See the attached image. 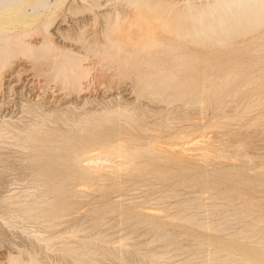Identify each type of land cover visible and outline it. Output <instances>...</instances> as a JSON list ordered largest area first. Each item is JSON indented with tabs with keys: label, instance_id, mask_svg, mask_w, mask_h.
<instances>
[{
	"label": "rangeland",
	"instance_id": "1",
	"mask_svg": "<svg viewBox=\"0 0 264 264\" xmlns=\"http://www.w3.org/2000/svg\"><path fill=\"white\" fill-rule=\"evenodd\" d=\"M168 1H171V0H168ZM176 1L184 2V0H176ZM66 4L69 5L67 6V9L59 11L57 14V17L53 21V24L50 28L51 37L53 38V41L56 45L60 47L71 48L76 51H82L83 54H85V52L83 51L85 48H83L82 45L78 43L76 40L80 30L84 29L85 35L88 36L91 40H94L96 37L101 36L102 21L100 19L92 18V16L89 15V13L82 11L81 0H66ZM70 6H71V9L69 8ZM262 32H263V29L259 30L258 32H255L254 35L258 36ZM42 36H43V33H35L31 35L29 39L37 42L42 39ZM249 37L250 35L246 36L245 37L246 40H244L245 38L243 37H240L239 39H237V41L233 45L232 51L229 49H225L223 47H205V48L203 47L201 49V48L192 46L190 51L192 52L195 51L197 54L198 53L201 54V57H203V59L209 60L205 63V66H204L207 68L202 67V74L198 75L199 78L196 84L195 83L193 84L192 89L188 88L187 85L184 84L182 88L179 87L178 89H175V88L170 89L167 92L168 94L164 95V97H161L159 99L146 96L139 91L136 92L137 88L134 87L135 84L133 85V81H132L133 76H135L134 74L127 75L125 73H122L121 68H119L118 65H115V64L109 65L111 66V68L106 70V68H108L109 66L101 65V64L96 65L97 59L95 60V58L91 56L88 57L89 56L88 54H85L84 58L86 59L88 57L86 61L91 62V64L93 65V70L95 71V73L93 72L92 74L94 75L98 73V75L96 74L98 78L96 77V80L95 79L93 80V76H90L89 77L90 80H87L85 84L91 82L90 83V85L92 86L91 89L94 90L93 91L94 93L96 92L95 94H93V97H95V101L93 103L88 104L83 109L81 108L79 111L73 108L71 110L64 108L65 111H62L53 105L48 106L49 109L47 108L46 110H41L31 105H28L26 107L25 112H21L22 107H21L20 101L18 103H15V101L13 100V95L10 96L9 94L10 93L9 89L7 91L5 90L3 94H4L6 101L10 100L7 103V105H9V108L6 109L5 111L9 112V110H11L14 112L12 114L13 117L15 119L19 118V120H16L15 123L18 126H24V125L27 126L28 130H31V128L36 127L37 132L51 133L50 134L51 139L53 140V143L55 144H61L68 137H72V136H77V138H81L80 137L82 136L81 128L84 127L85 123L82 120L78 121L76 117L80 118V115H81L80 113H83L89 110L98 111V114L95 115L96 117L95 116L92 117L93 123H91L92 125L90 126H92V128L97 127L99 131H102L104 134V137H106L107 140L114 141V142H117V140L118 142L120 140L121 141L124 140L125 141V142L123 141L124 143H126V141L127 142L131 141L132 145L134 144V146L132 147L139 148V149L144 148L145 145H147L151 139H158L160 141L159 144L162 143L160 145H164V143L167 141L168 142H173V141L180 142V141H183L185 138L190 139V138H194L195 136L196 138H199L197 136L201 135L202 132L206 133V135L208 134L206 136V139L208 137H209L208 139H212L213 137V140H210L212 145L218 144L217 142H220L222 138H223L222 140L230 139L232 142L233 138L231 139L230 137H234V136L238 137L237 135L240 134L239 132L241 131L242 133L244 132V134L242 135L241 133L242 136L239 135L240 137L234 138L233 142L231 144L229 143L231 146L235 145L237 141L239 140L240 141L242 139L246 140L247 138L251 137L252 134L253 136L255 134L256 135L253 137L254 140L253 139L250 140L251 138L248 139L250 144L255 145V146L253 145L254 148L253 147L250 148L252 145L250 146L248 144V146L250 147L243 149L244 150L243 156L244 155L248 156L245 158L246 162L244 161L241 162L238 160L237 161L230 160V156L233 154L230 151L228 152L231 153V155L228 153H224L225 158L222 156L218 158L215 156H212L210 158H206L203 156H193L190 158L186 157L182 160L179 158L178 159L175 158V157H178L176 155L175 157L167 159V162L163 158L165 154L161 153L159 155L160 157H157L156 160H154V166H156L155 169L157 171L164 170L165 172L162 171V173H164L163 175H161L159 171H158L159 172L158 174L156 170H154V172H151L152 174L151 173H141L138 175L137 173L131 171V169H126L127 171L125 170V172L122 171L120 173H115L113 171L108 170L107 168L88 169L86 167H80V170L82 172H88V170L90 173L93 172L91 176L94 178L96 177L94 179L95 184L98 183L99 185L101 184L103 185V188L99 186L100 189L98 187V184L96 186H93L96 189L95 188L91 189V187L87 189L85 188L86 186L82 188L85 185L84 183L86 182L82 177H80L81 173H78L75 177H71L70 173H68V171H66L62 167L58 169H52L51 171H49L48 166H46V164L44 163L46 159L42 158L43 156L41 155V151H42L41 147H36L37 145H34L26 141V139H24L25 134L23 131H20L16 127H14V130H11L9 132H3L2 135L3 136L5 135L4 136L5 138L3 136L0 137V156H1L0 157V264H5L6 262L8 263L9 257L11 255H17L19 252H21L23 257H25L26 259L28 258L29 253H34L36 257L41 258L42 260H44V262L46 263L49 262L47 264H56V263L57 264H71L73 259L69 255L65 256L61 252H59L60 247H64L67 243L69 244L70 242H73L75 244L80 243V245L82 246V251H87L88 249H90L91 251L92 250L98 251V253L94 255L95 262L91 264H154L156 262H157L156 264H161V263L162 264H173V263L174 264H196V263H200L201 261L204 262L209 259H213L217 257L218 254H221L222 251H219V252H216L213 250L212 252L209 251L211 249L217 248L216 246L218 245L217 241L225 242L226 246L230 248L228 250L235 254H240L241 252H243L245 249H248V248L249 249L257 248V250H259L258 245H256L255 243L259 240L260 237L264 235V222L260 223L264 221L263 220L264 219V138H262L264 137V45H262V47L261 45H257V47L251 46V43L247 39ZM261 43L263 44V42ZM254 49L257 52L254 51ZM216 55L217 57H215ZM216 58L219 59L220 65L213 66L214 60ZM94 61L96 62V64ZM17 65H19V67H17ZM21 66L24 67L23 74H22V77L24 79L22 81V84L26 86V91L28 90L26 94L27 97H30L32 93L33 94L41 93L40 90H43L44 86L45 88L48 86L47 91L44 88V91L47 92V95H45L46 97L45 102L48 103V104L46 103L47 105H50L51 103H49V100H51L52 95L54 94L50 92V90L52 91L55 86V88H57V91H56L57 98L59 97L63 98V100L64 101L67 100V102L77 101L78 102L77 104H79L78 105L79 107H81L84 104V101L82 100L83 96L78 94L74 90L68 91L66 89L67 91L64 90L65 93L60 92L61 89H58V86H59V85L57 86L58 83L56 84L55 82H53V80H50L47 77L44 71L40 69L41 65H39V63H35L28 59H23L22 62L19 61L15 63V65L10 67L7 70V72L5 71L4 74H8L11 71L16 73L18 69H20ZM101 66H103V68L106 67L104 68L105 70H103ZM193 68L194 66L190 67V69H193ZM101 70L104 73L101 72ZM228 71H237V72L244 73V74H252L253 79H251L252 81L243 83L239 87L238 91H235L230 95H222L219 98V100L214 99V98L207 100L205 104H203L204 106L196 103L192 99L193 94L205 90L203 85L206 86L208 83L210 85L212 83H219V82L224 81L226 72ZM100 72L108 79H105V78H104L105 80L102 79L103 75L101 76ZM208 75H210L209 79L206 78V76ZM186 76H188V73L185 71V73L181 74L179 81H183L186 78ZM100 77H101V80L105 81L104 82L105 85L100 80ZM8 79H10L9 76L6 77L5 79V87L10 85V80ZM26 80L28 81V83ZM196 85L198 87H195ZM177 93H181V95H184V97H181V98L177 97L176 96ZM65 94L67 95V97L64 96ZM85 95H89V94H85ZM170 95H173V96H170ZM39 96H42V95H37V96L33 95L30 98L38 99ZM62 96H64L65 99ZM168 96L170 97L171 100L167 98ZM166 100H169V101H166ZM54 101L56 103H54ZM252 102H255V104L254 103L252 104ZM53 103L55 105H59V99L53 100ZM228 104L229 105L233 104L232 105L233 108L230 107ZM235 104H236V107H234ZM248 104L252 105L253 108L251 107L252 109H250V111L244 112L245 107ZM63 106L64 104L60 108H62ZM94 106L96 107V109ZM117 106L118 107L127 106L129 109H132V108L134 109L135 107V109L136 108L139 109L141 112L140 117H142V120H143L141 122V125L144 124L143 122L147 120L144 125H147L149 128L151 127L152 130L159 129L157 128L158 126H156L158 125V123L155 124L156 122H159V120L160 121L167 120V119L171 120V118L172 119L174 118V120H171L174 123L173 129L172 131H169V132L167 130L163 132L162 134H158V131H156L155 132L156 135H155L153 132L151 133L150 131L143 132L144 130L140 128L141 125L132 124L133 126L130 127L131 125L130 123H129L130 125H128V123L126 124V122H124L125 124L121 123L123 121L118 119L117 115L108 116L110 119L108 117L104 118L106 114L105 112L106 108L112 109ZM254 106H257V107H254ZM219 107L221 108L224 107L223 109H226L228 107V109H231V110L226 109V111L233 110V112H227L226 114L223 113V115L220 114L222 116H218V117L216 116L217 118L216 117L214 118V116L218 114L217 110ZM51 111H56L61 114L63 112V114L67 115L69 119L62 122L61 120L56 118V116L53 115V118L51 116H48L50 120L49 121L46 119L45 114L43 113H47ZM197 111H199V113ZM192 113H194L193 116H190L192 115ZM196 116H199V118L202 117V119L204 120H202L201 118H200L201 120H198L199 118ZM237 116H242L243 118L242 117L237 118ZM181 117L184 119H182ZM194 117H196L197 120H195ZM225 117L226 118L230 117V119L229 118L226 119ZM177 118L178 119L181 118V120H178ZM232 118H235V120ZM256 118L257 119L259 118V119L254 121ZM43 119L45 120L43 121ZM223 119L225 123H228V124L225 125ZM154 120L156 121L154 122ZM187 120H190V121L188 122ZM45 121L47 122L45 123ZM71 121L73 122L76 121L77 125L75 123L74 125L73 122ZM152 121L154 122L155 125L154 124L152 125L153 123ZM180 122H182V124H180ZM160 123H162V121L159 122V124ZM215 123L217 126L214 125ZM136 125L139 127H137ZM28 130H27V133L29 132ZM224 130H228V131H225L224 133L223 132ZM218 131L219 132L222 131L223 133L222 132L221 133L223 134V136ZM177 133H181V134L183 133L184 135L186 133V135L185 137H181L180 134L178 135ZM212 133L214 135H212ZM210 136L212 137L210 138ZM225 136H227V138H225ZM200 138H202V136H200ZM139 139L141 141H139ZM225 140H224V143L225 142L227 143V141ZM194 142L195 140L192 142V144H194ZM222 142L223 141H221V146L223 147V145H226V144H223ZM76 145L73 146L74 147L73 149H77L79 145L81 144L79 143L78 146ZM190 145H191V142H190ZM230 145L224 146L223 149L228 150V147H229V149L231 150L232 147L236 146L235 145L231 147ZM28 146L30 147L28 148ZM164 146L168 147L169 144L166 145L165 143ZM173 146L174 147L176 146V149L179 148L178 146L183 147L181 142ZM173 146L171 145V148ZM221 146L219 145V147ZM100 148H102V146H98V145L90 146L88 147L87 150L91 152L94 150L97 151ZM73 149L72 148L65 149L63 153L67 152L68 150H73ZM234 151L232 150V152ZM254 155H257V156L255 157ZM226 156L229 158H227ZM143 158H139V160L137 159L136 163L138 162V164L136 165H141V164L146 163L147 159H145V157ZM257 158H260V159H257ZM248 159L249 161L250 160L251 161L249 162ZM260 165L263 168L259 167ZM97 171L98 173L101 172V174L100 173L98 174ZM40 175L43 176L44 178L47 177L49 179H54V180H57L59 178H64V177H71L74 183L77 185L76 189L79 191L78 195L73 197L72 199L73 210L70 213L72 216H69V217L68 215L63 216V218H61L57 222L59 225H57L56 227L47 228L46 225L44 224L41 225L38 223L26 221L25 219H22L18 215V213H16V211L10 212L11 211L10 210L8 212L9 208L5 204V200L8 197L23 196V195L28 196L30 195V192L33 193L34 191H36L39 188V186L37 185V183L34 184V181H36V179ZM96 175L99 177H97ZM149 175H152V176H149ZM156 176H159V177H156ZM160 176H162L163 178H160ZM100 177H104V178H102L101 180ZM34 187L36 189L33 190L32 188ZM134 189L137 191H135ZM174 194H175V197L176 195L177 196L179 195L178 198L177 197L175 198L173 196L170 197L171 195H174ZM215 194H217V196L214 197L213 195ZM162 197H166L167 199L166 198L162 199ZM193 198L195 199L192 200ZM221 198L222 200L223 198L225 199L223 201L222 200L219 201V199ZM152 199L154 200L152 201ZM185 200L189 202H185ZM172 203L174 204L177 203L176 207L175 205L171 206L173 208L175 207V209L170 207ZM212 203L214 205L219 203L222 208L221 207L219 208V204H218V205H215V206H218V208L213 206L217 208L216 210H214L215 208L209 207V206H212L211 205ZM199 204L201 205L205 204V205L204 206L200 205V207H203V208L199 207L200 208L199 210L198 208ZM152 208H154L155 211L154 210L151 211ZM156 208H159V209L157 210ZM165 208L167 210L169 208V211H168L169 214H167V212L166 213L163 212ZM187 208L189 211L185 210ZM147 209H150V211L149 210L147 211ZM218 209H220V211H218ZM238 209L244 211L243 213L245 216H247V218H244V217H242L243 219L239 218L241 217V215L238 213L239 212ZM212 210L216 212L218 211L217 213H215L214 216L211 214L213 217L208 215V212L209 213L213 212ZM228 210L230 214L228 213ZM230 210H234L238 212H234V211L231 212ZM182 211H184L185 214L193 213L196 215L198 213H204V211H207L206 212L207 214H204L206 215L204 217L203 215L198 216L199 215L198 214L197 215L198 220L199 218L202 219L203 221L204 220L207 221L208 219L207 222L205 221L206 224L215 220L216 222H213L215 223V225L212 224L214 226H210V227L212 228L214 227L215 229V226L219 225L221 228L228 227V229L231 228V230L229 229L228 232L227 231L219 232V231H216L217 228L216 230H210L209 227L207 228L199 227V224H197V226L195 224L194 225L187 224V223L185 224V222L181 220H175V219L171 220L167 218V216L170 214H177ZM226 211H227V214L224 213ZM73 212H75V215L72 214ZM76 212L78 213L81 212V213L76 214ZM231 213L233 215L238 213L239 215L238 216L235 215L234 217ZM216 214L218 215L220 214V216ZM7 215L10 218L7 217ZM117 216H120V217L122 216V217L119 218ZM96 217L97 218L101 217V218L100 220L99 219L94 220L93 218L96 219ZM116 217L118 219H116ZM131 217H133V219L126 221L128 218H131ZM223 217H225V219L220 221V219H222ZM114 218L116 219L115 221H113ZM209 218L211 221L209 220ZM110 220L113 222H110ZM141 220H145V221H141ZM226 220L229 222L227 226L225 225V223H227L225 222ZM231 221H232V224L230 223ZM87 222H90V223H87ZM106 222H109V223L106 224ZM122 222L123 223L126 222L125 225ZM220 222L221 224L224 223L225 227H222L220 225ZM239 222H242V223L240 224ZM255 222L256 223L259 222V223L254 224ZM62 223L63 225H61ZM98 223H100L99 224L100 226L97 228L96 232L104 233V231H106L112 235H114L113 233H115V235L111 237L112 239L110 238V240L111 241L113 240L114 243H117V240L119 239L121 240L123 236L126 237V234L129 235V232L132 233L135 231L134 232L135 234L132 233L131 235L130 233L129 238L131 239L126 240V245L128 243L130 244V245L128 244L127 247L132 246L131 243L133 244V246L134 245L137 246V244H140V243L144 245V243H146L145 247L142 245V251H145L146 253H148L150 251L151 252L154 251V249L158 250V247H159V252L162 254L161 256L163 258L157 257L158 260L157 259H156L157 261L154 260L156 262L153 263L151 259H149L148 257L144 259L143 256L135 254L131 251H128L127 253V251L124 249L125 246L120 244L121 243L120 240L118 241L120 243H117L118 245L115 244L117 247L113 245L111 249H107L106 247H103L100 243H97V244L88 243L87 244L86 241L79 240L81 239V237H85L89 235L87 232H85V234L83 235L82 233L83 231L81 232L82 234H80L81 237H78V238L73 237L70 239H62V238L54 239V237L58 236L57 235L58 233L63 232L73 226H77L79 224H86V226L83 225V229L85 230V229H88V227L90 228L92 227V225H95ZM238 223L239 225H237ZM128 226H130L129 229L127 228ZM219 226H218V229L221 230ZM140 227H143V228L141 229ZM253 228L255 229V231ZM123 229L125 230L121 231ZM159 229L160 230L165 229V230L160 231ZM239 229L240 231L245 230L243 233H240V234H244L245 236H242L239 233H237L238 235L233 234L234 232H236V230L239 231ZM169 230H172L171 231L172 233L176 232L179 235H176L175 233L170 236L167 235L166 237V235L164 234H166L165 232ZM257 230L262 231V234L257 233L256 232ZM119 231L120 233H117ZM248 231H252L253 235H248L250 233ZM31 232H34V233H31ZM144 232H147L148 235L143 234V237H142L141 235ZM245 232H247L248 234ZM231 233L233 235H231ZM37 234L40 236L44 235L43 237H46V236L53 237L55 246L59 248L54 249V250H49L48 248H46L45 241L43 240L40 241L37 239V236H38ZM163 235L165 237H162ZM252 236L254 238L256 237L257 238L253 239L251 238ZM186 237H187V241H186ZM243 237L244 238L250 237L251 240H249L250 238L245 240ZM151 238H153L151 240L153 241V243H151L150 245ZM132 239H135V240H132ZM157 239H159V242ZM189 239H194V241L189 240ZM155 240L157 242H154ZM182 240L183 241L185 240V241L183 242ZM178 241H180V243H177ZM208 241L215 242L216 247H214V244H213L210 248ZM168 243L169 244L172 243V245H168L167 247L166 245ZM198 243L199 244L203 243V247H202V244L200 246ZM204 247L207 249H203ZM179 249H182V250H179ZM201 249L205 251L201 253ZM196 251L199 252L201 256L199 255L195 256L194 253ZM206 251H209L211 253L206 252ZM197 252H196V255L198 254ZM208 254H213V255L211 256ZM190 257L195 260H192ZM186 258L190 259L189 262L186 261L187 260ZM182 260H184V262Z\"/></svg>",
	"mask_w": 264,
	"mask_h": 264
},
{
	"label": "bare ground",
	"instance_id": "2",
	"mask_svg": "<svg viewBox=\"0 0 264 264\" xmlns=\"http://www.w3.org/2000/svg\"><path fill=\"white\" fill-rule=\"evenodd\" d=\"M81 5H82V11L89 13V15L92 16V18L100 19L102 21L101 36L96 37L94 40H91L88 36L85 35L84 29L80 30L76 40L78 43H80L82 45L83 48H85L83 50L85 52V54H88L89 55L88 57L91 56V57L95 58V60L97 59V61H96L97 64L94 61L96 65L101 64V65L109 66V65L115 64V65H118L119 68H121L122 73H125L127 75L128 74H134L135 76H133V79L135 81L133 79H132V81H133V85L135 84L134 87L137 88L136 92L139 91L142 94H144L146 96H150V97L155 98V99H159L161 97H164V95L168 94L167 92L172 88H175V89H178L179 87L182 88V86L184 84H186L188 88L192 89L193 84L194 83L196 84V82L199 78L198 75L202 74V67H204L205 63L209 60L203 59V57H201V54H199V53L197 54L195 51H193V52L190 51L192 46L197 47V48H201V49L203 47L204 48L205 47H223L225 49H229L232 51L233 45L237 41V39H239L240 37L245 38L248 35H250V37L247 39L251 43V46L257 47V45H261V47H262V45H264V0H184V2H180V1L178 2L176 0H171V1H168V0H81ZM67 6H69V5L66 4V0H0V137L3 136L2 135L3 132H9L11 130H14V127H16L20 131H23L25 134L24 139H26V141H28L34 145H37L36 147H41V150H42L41 155L43 156L42 158L46 159L44 163L46 164V166H48L49 171H51L52 169H58V168L62 167L66 171H68V173H70L71 177H75L78 173H81L80 177H82L86 182V183H84L85 185L82 183L84 185L82 188H84L86 186L85 188H87V189L90 187H91V189L95 188L93 186H96L98 183L97 184L94 183V179L96 177L94 178L91 176L93 174V172L90 173L89 170H88V172H82L80 170V167H86L88 169H92V168L105 169V168H107L108 170L113 171L115 173H120L122 171L125 172L126 169H131V171L137 173L138 175L141 173H151V172H154V170H156L155 169L156 166H154V160H156L157 157H160L159 155L161 153L165 154L163 156V158L165 159L166 162H167V159L175 157L176 155L178 157H175V158H177V159L179 158V159L183 160L186 157L190 158L193 156H203L206 158H210L212 156H215L218 158V157L222 156L225 158L224 153H228L230 155H231V153H233L230 156V160H233V161L238 160L241 162L242 161L246 162L245 158L248 156L247 155L243 156V154H244L243 149L250 147L251 145L252 146L250 148L253 147L254 144H250L248 139L251 138L250 140H252V139L254 140L253 137L256 134L254 136L252 134V136L247 138L246 140L242 139L241 141L239 140L240 142L237 141V143L235 144L236 146L232 145V146H235V147H232L230 144L233 142L234 138L240 137L239 135H241V133H242L241 130H240L241 132H239L240 134L237 135L238 137H235V136L230 137L231 139L233 138L232 142L230 139H228V140L224 139L225 141H227L228 144L226 142L224 143V140H222L223 138L221 139V141H223L222 142L223 144H226L227 146L230 145L232 147V148L230 147L231 150L229 149V147H228V150L223 149V147L226 145H223V147H222L221 141L217 142L218 144L220 143L219 145L221 147H219L218 144L212 145L210 140H213V137L210 136V138L212 137V139H208L209 137L206 139V136L208 134L206 135V133H203V132L201 135L197 136L199 138H196V136H195L194 138H190V139L185 138L183 141H180L183 147L178 146L179 148H177V149H176V146L174 147L173 145L179 144L180 143L179 141L178 142H176V141L175 142L174 141L168 142L167 141L168 143L165 142L166 145L169 144V146L167 147V146H164L165 143H164V145H160L162 143L159 144L160 141L158 139H151L149 141V143L147 145H145V147L142 145L144 148L139 149V148L132 147V146H134V144L132 145L131 141H128V142L126 141V143H124L125 142L124 140H122V141L120 140L119 142H118V140H117V142L109 141L106 139V137H104L103 132L99 131L97 127L92 128V126H90V125H92L91 123H93L92 117H94L95 115L98 114L97 110H89V111L80 113L81 114L80 118L76 117V119L78 121L82 120L85 123L84 127L81 128L82 129L81 130L82 136H80L81 138H77V136L68 137L61 144L53 143V140L51 139V135H50L51 133L37 132L36 127L31 128V130H28V127L25 125L24 126H18L15 123V121L19 120V118L15 119L13 117L12 114L14 112L11 110H9V112L5 111L6 109L9 108V105H7V103L10 100L6 101L3 92L5 90L7 91L8 89L10 92L9 93L10 96L13 95V100L15 101V103H18L20 101V104L22 107V110L20 109L21 112H25L26 107L28 105H31V106L36 107V108L41 109V110H46L48 108V106L53 105L62 111H65L64 108L69 109V110H71L73 108V109L79 111L81 108L83 109L85 106H87L88 104L93 103L95 101V97H93V94H95L96 92L94 93L93 92L94 90L91 89L92 88V86L90 85L91 82L86 83V84H85V82L87 80H90L89 79L90 76H93V80L94 79L96 80V77H97L96 74L98 75V73H96L94 75L92 74L93 72L95 73V71L93 70V65L91 64V62L86 61V59L88 57L85 59L84 58L85 54H83L82 51H76V50L71 49V48H65V47H60V46L56 45L53 41V38L51 37L50 28L53 24V21L57 17L58 12L61 10L67 9ZM69 8L71 9V6ZM261 29H263V32L260 35L255 36L254 33L258 32ZM35 33H43L42 39L37 41V42L29 39L30 36L35 34ZM244 40H246V38ZM261 42H263V44ZM235 48H237V47H235ZM254 51H256V50L254 49ZM215 57H217V55ZM23 59H28V60H31L35 63H39V65H41L40 69L42 71H44V73L47 75V77L50 80H53V82H55L56 84L58 83L57 86L59 85L58 89H61L60 92L65 93L64 90H66V89L68 91L74 90L75 92H77L78 94L83 96L82 100L84 101V104L81 107H79L78 106L79 104H77L78 103L77 101H68L67 102V100L64 101L63 98H60V97L57 98V94H56L57 88H55V86H54V89L52 91L50 90V92L54 93L52 95L51 100H49V103H51L50 105H47L48 103L45 102V98H46L45 95H47L46 91H47L48 86L46 88L44 86L46 91H44V88H43V90H40L41 93H35L34 92L35 94H33V93L31 94L30 97H32L33 95L34 96L42 95V96H39L38 99L27 97L26 94H27L28 90L26 91V86H24L22 84V81L24 79L22 77L24 67L21 66L22 68L20 67V69H18V71L16 73L11 71L8 74H4L5 71L7 72V70L10 67L14 66L15 63H17L19 61L22 62ZM217 65H220L218 58H216L214 60V63H213V66H217ZM191 66H194V68L190 69ZM17 67H19V65H17ZM101 67L103 70H105L104 68H106V67L103 68V66H101ZM109 68H111V66L106 68V70H108ZM204 68H207V67H204ZM185 71L188 73V76H186V78L183 81H179L181 74L185 73ZM101 72H103V71L101 70ZM101 72H100V74H101ZM100 74H99V76H100ZM102 75L103 74H101V76ZM111 75H113V74H111ZM8 76L10 77V79H8V80H10V85L5 87V79ZM104 78L108 79L103 75L102 79H104ZM206 78L209 79L210 75L206 76ZM251 79H253L252 74H244V73H240L237 71H228V72H226V76H225L224 81L219 82V83H212L210 85L208 83L207 84L208 86L203 85L205 90L193 94L192 99L196 103L201 104V105L205 104V102L207 100H210L212 98L219 100V98L222 95H230L233 92L238 91L239 87L243 83L252 81ZM93 80H91V81H93ZM100 80H101V77H100ZM40 81H42V80H40ZM101 81L104 84L105 81H103V80H101ZM27 83H28V81H27ZM41 87H43V86H41ZM195 87H198V86L196 85ZM85 94H89V95H85ZM64 96L67 97L66 94ZM64 96H62V97H64ZM170 96H173V95H170ZM176 96L179 98L184 97V95H181V93H177ZM167 98L169 100H171L169 96ZM17 99H19V100H17ZM56 99H59V105H55L54 104V103H56L55 101L53 103V100H56ZM64 99H65V97H64ZM169 100H166V101H169ZM253 103L255 104V102H252V104ZM63 104H64V106L62 107L63 108L62 109L60 107ZM236 104L234 105V107H236ZM232 105L233 104H230L229 106L232 107ZM258 106H260V105H258ZM251 107H252V105H249V104L246 105L244 112L250 111V109L253 108V107L252 108ZM254 107H257V106H254ZM223 108H221V107L218 108V110H217L218 114L215 115L214 118L216 116L217 117L222 116L223 113L226 114L227 112H233V110L232 111H226V109L231 110V109H228V107L226 109H223ZM86 109H87V107H86ZM95 109H96V107H95ZM1 110H2V112H1ZM54 110H56V109H54ZM4 111H5V113H4ZM105 112H106V114H105L104 118H107L108 116H111V115H117L118 119L123 121L121 123L126 122V124L128 123V125L131 124L130 127L133 126L134 124L141 125V122L143 121L142 117H140V114H141L140 110L137 108L135 109V107H134V109L133 108L129 109L127 106L126 107H123V106L118 107L117 106V107L112 108V109L106 108ZM197 112L199 113V111H197ZM43 114H45V117L47 120H49L48 116H51L53 118V115L56 116V118H58L62 122L69 119V117H67V115L63 114V112L61 114V113H58L56 111H51V112H47V113H43ZM193 114L194 113H192V115H190V116H193ZM220 114H222V115H220ZM244 114H246V113H244ZM196 117L199 118V116H196ZM196 117H194L195 120H197ZM239 117L241 118L242 116H237V118H239ZM181 118L180 119L177 118V119L181 120ZM200 118L202 119V117H200ZM200 118L198 120H201ZM228 118L230 119V117H228ZM228 118H226V119H228ZM182 119H184V118H182ZM224 119H223V121H224ZM232 119L235 120V118H232ZM258 119L256 118L254 121H256ZM44 120L45 119H43V121ZM171 120H174V118L173 119L171 118ZM171 120H168V119L167 120H161L162 123H160V124H159V122H161L160 120H159V122H156L155 124L158 123V125H156V126H158L157 128H159L158 130H154V129L152 130L151 127L149 128L147 125H144L147 120L145 122H143L144 124H142L140 126V128L142 130H144L143 132L150 131L151 133L153 132L155 134V132L158 131V134H162L163 132H165L167 130H168V132L172 131L174 123ZM176 120H175V122H176ZM202 120H204V119H202ZM155 121L156 120H154V122ZM183 121H185V120H183ZM187 121L189 122L190 120H187ZM46 122L47 121H45V123ZM71 122H73V121H71ZM154 122L152 123V125L154 124ZM74 123L77 125L76 121L73 122V124ZM224 123H225V121H224ZM147 124H149V123H147ZM175 124H177V123H175ZM180 124H182V122H180ZM226 124H228V123H225V125ZM214 125H216V123ZM137 127H139V126H137ZM161 129H163V130H161ZM27 130L29 131L28 133H27ZM228 130H224L223 132L225 133V131H228ZM230 130H232V129H230ZM221 132H219V133H221ZM209 133H210V131H209ZM217 133H216V135H217ZM177 134L178 135L180 134L181 137H185V135H186V133H185V135L183 133L182 134L177 133ZM243 134H244V132L242 133V135ZM210 135H211V133H210ZM212 135H214V134L212 133ZM200 136H202V138H200ZM222 136H223V134H222ZM217 137H215V138H217ZM128 138H130V137H128ZM225 138H227V136H225ZM262 138H264V137H262ZM197 139H199V140H197ZM194 140H195V142H194V144H192V142ZM229 140H230V142H229ZM139 141H141V140L139 139ZM190 142H191V145H190ZM79 143L81 145H79V147L77 149H73L74 148L73 146H75L76 144H77L76 146H78ZM24 144H25V142H24ZM248 144L250 146H248ZM97 145L102 146V148H100L101 150L98 149L97 151L96 150L91 151L92 153L87 150L88 147L97 146ZM171 145L174 148L173 147L171 148ZM30 146H28V148ZM69 148H72L73 150H68L67 152L63 153V151L65 149H69ZM232 150L233 151L235 150V151L232 152ZM228 151H230L231 153H229ZM254 156L256 157L257 155H254ZM143 157H145V159H147V162L144 164H141V165H136V164H138V162L136 163L137 159L139 160V158H143ZM227 158H229V157H227ZM249 159H251V158H249ZM249 159H248V161H249ZM257 159H260V158H257ZM175 162H177V161H175ZM141 163H143V162H141ZM261 165L259 167L263 166V165L262 166ZM158 171L160 172L161 175L164 174V173H162V171L165 172L164 170H162V171L158 170ZM159 172H158V174H159ZM97 173H98V171H97ZM99 173L101 174V172H99ZM149 176H152V175H149ZM71 177H64V178H59L57 180H54V179H49L47 177H46L47 178L46 179L40 175L36 179V181H34V184L37 183V185L39 186V188L37 186L38 189L36 191H34L33 193L30 192V195H28V196H24V195H23L24 197L23 196H11L5 200V204L9 208L8 212L10 210H11L10 212L16 211V213H18V215L22 219H25L26 221L38 223L41 225L44 224V225H46L47 228L56 227L57 225H59L57 222L61 218H63V216H66V215H68V217L72 216L70 214L73 210L72 199H73V197L78 195L79 191L76 189L77 185L74 183V181ZM97 177H99V176H97ZM145 177H146V175H145ZM156 177H159V176H156ZM164 177H165V175H164ZM100 178L102 180V178H104V177H100ZM160 178H163V177L160 176ZM97 179H96V181H97ZM4 185H5V183H4ZM99 186L101 188H103L102 184L101 185L98 184V187ZM100 187H99V189H100ZM32 189L34 190L36 188L34 187ZM86 190H84V191H86ZM140 190H138V191H140ZM82 191H80V192H82ZM135 191H137V190H135ZM27 194H29V193H27ZM172 196L175 197V194L171 195L170 197H172ZM178 196L176 195L177 198H178ZM213 196L215 197V196H217V194H215ZM166 197H162V199L166 198ZM194 199L195 198H193L192 200H194ZM224 199L225 198H223V200ZM138 200H139V198H138ZM153 200L154 199H152V201ZM187 200H185V202H189ZM220 200H222V198L219 199V201ZM159 201H161V200H159ZM176 204L172 203V205H170V207L173 205H175V207H176ZM218 204L219 203H217L215 205H218ZM93 205H94V203H93ZM157 205H159V204H157ZM200 205L201 204L198 205V208L200 207ZM204 205L202 204L201 206H204ZM211 205L212 206H209L210 208L211 207L212 208H215V207L218 208V206H215L213 203ZM221 205H222V203H221ZM213 206H215V207H213ZM175 207L174 208L171 207V208L175 209ZM220 207L221 206L219 204V208ZM149 208H151V207H149ZM200 208H203V207H200ZM200 208H199V210H200ZM217 208H215L214 210H216ZM156 209L158 210L159 208H156ZM148 210L150 211V209H147V211ZM153 210H154V208H152L151 211H153ZM161 210H162V208H161ZM185 210H188V208ZM238 210H239V212L234 211V210H230V211L231 212H233V211L238 212L241 215V217H239L241 219H243L242 217L247 218V216H245L243 213L244 211H242L240 209H238ZM168 211H169V208H168V210L166 208L163 210V212H165V213L167 212V214H169ZM184 211L179 212L177 214H170L167 216V218L171 219V220L172 219L173 220L174 219L175 220H181V221L185 222V224L186 223L191 224V225L195 224L196 226H197V224H199V227H201V228L209 227L210 230H216V228H217L216 231H219V232H221V231L222 232L223 231L228 232L229 229L231 230V228L228 229V227L227 228H221L219 225L218 226H219V228H221V230L218 229V226H215V229H214V227L213 228L210 227V226L215 225V223H213V222H216L212 218L211 219L213 221L210 222L211 224L210 223L206 224L208 219H207V221L206 220L203 221L202 219L199 218V220H200L199 221L197 215L198 214H199L198 216L203 215V217H204V216H206L204 214H207L206 212L208 210L204 211V213H198L197 215L193 214V213L185 214ZM218 211H220V209H218ZM217 212L216 211H213L212 213L208 212V215L213 217L215 215V213H217ZM77 213L78 212H76V214ZM79 213H81V212H79ZM160 213H161V211H160ZM221 213H222V211H221ZM224 213L227 214V211ZM228 213L230 214L229 210H228ZM238 213L235 215L238 216L239 215ZM72 214L75 215V212H73ZM216 215H218V214H216ZM235 215H233V216L235 217ZM218 216H220V214ZM7 217H9V216L7 215ZM117 217L121 218L122 216L121 217L117 216ZM117 217H116V219H118ZM100 218L96 217V219L95 218H93V219L94 220H97V219L100 220ZM116 219L114 218L113 221H115ZM131 219H133V217L128 218L126 221L131 220ZM223 219H225V217L220 219V221ZM209 220H210V218H209ZM217 220H219V219H217ZM91 221H93V220H91ZM113 221L110 220V222H113ZM141 221H145V220H141ZM90 222H87V223H90ZM225 222H227V223H225V225L227 226L229 224V222L227 220ZM256 222L254 224L259 223V222L258 223H256ZM263 222L264 221H262L260 223H263ZM63 223L61 225H63ZM108 223L109 222H106V224H108ZM125 223H123V224L125 225ZM217 223H218V221H217ZM217 223H216V225H217ZM230 223L232 224V221ZM239 223L241 224L242 222H239ZM239 223L237 225H239ZM86 224H79V225L73 226V227H71V228H69L63 232H60L57 234L58 236L54 237V239H56V238L70 239L73 237L78 238V237H81L80 234L83 233V235H84L85 232H87L89 235H87L85 237H81V239H79L80 241L81 240L86 241L87 244L88 243H92V244L100 243L103 247H106L107 249H111V247L113 245L116 246L115 244L121 242L120 244L125 246L124 249L127 251V253H128V251H131L135 254L143 256L144 259L146 257H148L149 259H151V261L153 263L156 262L158 260V258L162 257L161 256L162 254L159 252V247H158V250L154 249V251H152V252L150 251L151 253L150 252L146 253L145 251H142V245H143L142 243L137 244V246L136 245L133 246V244L131 243L132 246L127 247L129 243L126 245V240L131 239V238H129L131 232H129V235L126 234V237L123 236L121 238V240L119 239L120 242H118L119 240H117V243H114V241L113 240L111 241L110 238L112 236H114L115 233H113L114 235H112L106 231H104V233L103 232L97 233L96 231H97V228L100 226L99 225L100 223L92 225V227H90V228L88 227V229L84 230L83 225L86 226ZM106 224H104V225H106ZM212 224H214V225H212ZM220 225L222 227H225L224 223L221 224V222H220ZM116 227H118V226H116ZM129 227L130 226H128L127 228L129 229ZM140 228L142 229L143 227H140ZM255 228H257V227H255ZM225 229H227V230H225ZM124 230L125 229H123L121 231H124ZM164 230L165 229L160 230V231H164ZM171 231L172 230L165 232L166 234H164V235H166V237H167V235L170 236V235H173L176 233V232L172 233ZM244 231L243 230L240 231V229H239V231L236 230V232H234L233 234L234 235L237 233L240 234V233H243ZM254 231H255V229H254ZM94 232H96V233H94ZM134 232H132V233L135 234ZM147 232L142 233L141 236L143 237V234L148 235ZM248 232H250L251 234L250 233L248 234L247 232H245V233H247L248 235H253L252 231H248ZM256 232L262 234V231L257 230ZM31 233H34V232H31ZM117 233H120V231ZM132 233H131V235H132ZM178 233H179V231H178ZM233 234L231 233V235H233ZM164 235L162 237H165ZM176 235H179V234L176 233ZM240 235L245 236L244 234H240ZM43 236L38 235L37 239L40 241L41 240L45 241L46 248H48L49 250H54V249L59 248V247L57 248V246H55V242L53 241V237H51V236L43 237ZM258 237H260V236H258ZM153 238H151L150 241ZM248 238H250V237H248ZM248 238H244V239L246 240ZM251 238L256 239L257 237L254 238L252 236ZM251 238L249 240H251ZM132 240H135V239H132ZM157 240L159 242V239H157ZM189 240L194 241V239H189ZM180 241H178L177 243H180ZM186 241H187V237H186ZM154 242H157V241L155 240ZM203 242H205V241H203ZM151 243H153V241L150 242V245H151ZM217 243H218V245H216L217 248L211 249L209 251H211V252H212V250L216 251V252L222 251L221 254H218L217 257H215L213 259H209V260L204 261V262L201 261L200 263H196V264H264V235L262 237H260L259 240L255 243L256 245H258L259 250H257V248H254V249L248 248V249H245L240 254H235L233 252H230L228 250L230 248H228L226 246L225 242H221V241L218 242L217 241ZM78 244L80 245V243H78ZM78 244H75L73 242H70L69 244L67 243L64 247H60L59 252H61L65 256L69 255L73 259L71 264H91V263H94L95 262L94 255L97 254L98 251H94V250L91 251L90 249H88L87 251H82V246L81 245L79 246ZM145 244L146 243H144V245H143L144 247L146 246ZM201 244L203 247V243H201ZM201 244H199V245L201 246ZM208 244H209L210 248L213 244H214V247H216L215 242H213V241H210V242L208 241ZM168 245H172V243L171 244L168 243L166 246L168 247ZM205 245H207V244H205ZM147 246H149V245H147ZM203 249H207V248L204 247ZM203 249H201V253H203L205 251V250L203 251ZM179 250H182V249H179ZM160 251H161V249H160ZM209 251H206V252H209ZM196 252L194 253L195 256H198V255L201 256L199 254V252H197L198 254L196 255ZM211 252H209V253H211ZM213 254H208V255L212 256ZM183 255H184V253H183ZM206 257H207V255H206ZM191 259L195 260L193 258H191ZM198 259H199V257H198ZM154 260H156V261H154ZM184 260H182V261L184 262ZM189 260L190 259H187L186 261L189 262ZM45 263L46 262H44V260L36 257L34 253H29L28 258L26 259L25 257H23L22 253L19 252L17 255H11L9 257V261L7 264H45ZM47 263H49V262H47ZM156 263H154V264H156Z\"/></svg>",
	"mask_w": 264,
	"mask_h": 264
}]
</instances>
